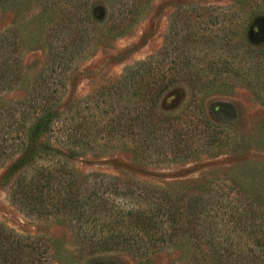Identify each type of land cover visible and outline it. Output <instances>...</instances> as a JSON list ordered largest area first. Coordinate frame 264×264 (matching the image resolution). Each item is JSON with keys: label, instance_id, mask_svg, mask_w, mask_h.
<instances>
[{"label": "rangeland", "instance_id": "obj_1", "mask_svg": "<svg viewBox=\"0 0 264 264\" xmlns=\"http://www.w3.org/2000/svg\"><path fill=\"white\" fill-rule=\"evenodd\" d=\"M72 1L0 0V67L11 68L15 76L11 88H0V115L48 94V98L65 103V124H57L54 137L66 131L75 115L90 117L97 122L94 128L102 130L101 114L118 109L108 106L112 99L118 100L115 91L122 87L130 68L158 57L166 46L173 50V57H179L173 35L190 13L195 12L193 21L208 12L214 13L217 23H240L264 11V0H147L130 13L131 21L120 36L106 32L109 24L100 30L90 21L83 24L82 38L73 45L74 35L67 32L65 24L76 3ZM85 1L93 5L100 0ZM218 40L225 43L222 36ZM249 44L264 48V30L249 33L242 41L240 59L245 58L243 52H249ZM221 51L218 45L213 55ZM222 79L203 76L200 83L209 87L194 98L182 84L177 85L158 105L162 113L171 114L178 132L194 127L193 144L184 141L179 147L169 146L162 129L170 125L154 129L148 121L136 120L123 96V108L126 104L130 109L124 119L125 135L119 133L110 140L100 135L94 148L80 150L66 168L78 187V197L97 185L104 188L109 184V188L118 189L116 194L108 193L109 204L121 211L143 204L145 195L167 202L172 212L177 211L181 217L178 245L166 249L154 264H226L219 258L216 262L208 259V247L241 246L253 239L249 238L250 229L243 231L241 224L234 223L233 229L230 217L254 213L253 219L264 226V87L240 76ZM67 101L78 108L67 109ZM9 161L7 155L0 157V225L31 237V242H25L35 251L47 245L50 254L44 264H139L118 252L87 255L76 230V216L46 219L14 202L13 191L2 182ZM51 166L45 159L34 167L49 170ZM236 254L233 258L246 263L252 259Z\"/></svg>", "mask_w": 264, "mask_h": 264}, {"label": "trees", "instance_id": "obj_2", "mask_svg": "<svg viewBox=\"0 0 264 264\" xmlns=\"http://www.w3.org/2000/svg\"><path fill=\"white\" fill-rule=\"evenodd\" d=\"M146 1L100 0L93 5L84 0L72 1L76 3L70 9L65 23L67 32L71 31L74 35L72 44L79 43L83 24L90 21L100 30L109 24L110 28L108 26L106 32H118L114 36H120L122 33L119 32L131 21L130 13ZM194 13H190L191 16L186 18L184 25L173 35L179 48L175 51L178 58L173 57V50L166 46L158 57L128 70L121 90L115 91L118 100L112 99L108 106L113 108L116 105L118 109L122 107L120 110L101 114L102 130L94 128L97 122L90 120V117L75 115L68 121L66 131L54 137L57 124L64 123L62 112L65 103L48 98V94H43L40 99H32L34 102H31L30 107L25 103L20 108L19 105L16 106L17 109L12 112L0 115V157L7 155L10 159L2 177L3 186H9L8 190L13 191L11 197L14 202L46 219L68 220L76 216V230L81 246L88 250L87 255L118 252L139 260V264H154L166 249L178 245L177 241L181 236V217L177 211L172 212L167 207V202H159L154 196L149 199V195H145L143 204L121 211L114 205L110 206L108 201V193L116 194L117 187L109 188L110 185L106 184L108 187L103 188V185H97L92 192L82 197L75 193L78 187L66 168L80 154V150L94 148L100 135L104 140H110L119 133L125 135L124 119L128 117L130 109L126 108V104L123 108V96L132 106L136 120L144 124L148 121L154 129L160 128L161 124L170 125L162 130L166 133L169 146L179 147L184 141L193 144L190 141L196 134L192 126L179 133L171 123V114L159 110L158 105L169 90L182 84L189 91L190 97H198L201 91L209 87L208 83H200L203 76L214 81L240 76L256 80L264 87V48L249 44V52H243L245 58L240 59L242 41L246 40L249 33L258 34L264 30V11L249 22L245 19L240 23L233 20L217 23L214 19L218 18L214 13L208 12L196 18L197 22L193 21ZM203 25L207 27L202 28ZM221 36L225 43L218 40ZM218 45L223 48V52L213 55ZM15 65L19 66L18 62ZM12 71L14 70L7 66L0 67V88L8 89L15 83ZM66 104L67 109L78 108L73 102L67 101ZM198 114L202 115V112ZM203 115L201 117L204 121ZM45 159L52 164L49 170L34 167L39 160ZM253 217L254 213L253 216L241 213L238 218L230 217L233 229L236 228L234 223L241 224L243 231L250 229L249 238L253 239L245 241L241 246H210L206 254L208 259L216 262L219 258L226 264H264V226L259 225L261 221H256ZM186 233L187 231L184 235ZM31 239L0 225V264H44L50 254L47 245H40L39 251H35L36 248L31 243L25 242H31ZM236 253L245 255L246 260L249 257L252 259L246 263L242 259L233 258L238 256Z\"/></svg>", "mask_w": 264, "mask_h": 264}]
</instances>
